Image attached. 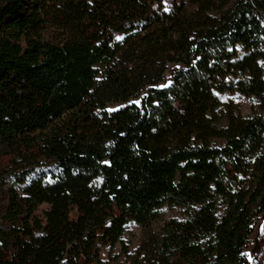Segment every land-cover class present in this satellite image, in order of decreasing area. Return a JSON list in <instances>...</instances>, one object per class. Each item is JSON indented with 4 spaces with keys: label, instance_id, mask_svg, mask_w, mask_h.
<instances>
[{
    "label": "trees",
    "instance_id": "obj_1",
    "mask_svg": "<svg viewBox=\"0 0 264 264\" xmlns=\"http://www.w3.org/2000/svg\"><path fill=\"white\" fill-rule=\"evenodd\" d=\"M230 94L264 112V0H0V264H248L264 113Z\"/></svg>",
    "mask_w": 264,
    "mask_h": 264
},
{
    "label": "rangeland",
    "instance_id": "obj_2",
    "mask_svg": "<svg viewBox=\"0 0 264 264\" xmlns=\"http://www.w3.org/2000/svg\"><path fill=\"white\" fill-rule=\"evenodd\" d=\"M137 100L134 99L133 102ZM224 102L223 108L232 107L234 110L243 117L253 116L255 113H264L260 110V100L257 98H243L235 95H224L222 98ZM121 105L114 104L108 106V111H115ZM223 111V109H222ZM7 186H1L0 189H6ZM46 207L41 206L36 212L35 216L41 219V214ZM182 213V209H170L165 207L159 211L161 221H165L168 218H179ZM162 225V222L156 223L152 226V229L157 230ZM141 228L137 224H131L123 234V239L128 245L129 251L133 252L139 243L141 236ZM248 258V264H264V212L261 219L258 221L257 226L249 238L246 248L244 249ZM119 247L115 249L113 254H118ZM118 264H128L124 256H121L118 260Z\"/></svg>",
    "mask_w": 264,
    "mask_h": 264
},
{
    "label": "snow or ice",
    "instance_id": "obj_3",
    "mask_svg": "<svg viewBox=\"0 0 264 264\" xmlns=\"http://www.w3.org/2000/svg\"><path fill=\"white\" fill-rule=\"evenodd\" d=\"M167 10V9H166Z\"/></svg>",
    "mask_w": 264,
    "mask_h": 264
}]
</instances>
